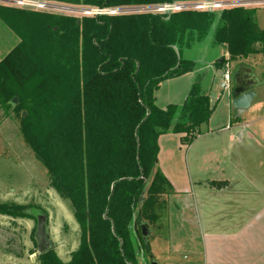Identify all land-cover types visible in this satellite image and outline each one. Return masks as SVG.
Instances as JSON below:
<instances>
[{"label":"trees","instance_id":"trees-1","mask_svg":"<svg viewBox=\"0 0 264 264\" xmlns=\"http://www.w3.org/2000/svg\"><path fill=\"white\" fill-rule=\"evenodd\" d=\"M86 8H137L201 0H45ZM0 7L19 38L0 60V108L9 99L27 113L21 133L47 171L49 187L67 201L79 229L78 247L62 262L53 250L39 264H152L139 226L158 219L167 193L157 169L159 136L190 145L213 107L197 73L180 105L159 108L161 82L197 72L194 48H219L230 61L260 49L264 31L255 10L181 11L83 16ZM187 54V55H186ZM11 102V101H10ZM15 203L0 215L29 217ZM106 214V218H104ZM36 219V218H35Z\"/></svg>","mask_w":264,"mask_h":264},{"label":"rangeland","instance_id":"rangeland-1","mask_svg":"<svg viewBox=\"0 0 264 264\" xmlns=\"http://www.w3.org/2000/svg\"><path fill=\"white\" fill-rule=\"evenodd\" d=\"M63 5L86 8L71 4ZM0 7L11 8L13 6L0 3ZM244 7L255 10L256 22L264 30V4ZM217 9L220 10L212 12L219 15L222 10L227 8ZM55 14L78 18L87 16L79 13L77 9L71 12H55ZM18 42L19 38L0 19V60L4 59ZM262 49L264 50V44ZM208 51L205 46H202V48L196 47L194 50L187 52L188 55H186L192 58L198 66L203 67L201 62L204 61L203 56ZM260 55L261 62L258 60V63H256V59L253 60L254 58L247 59L245 62L230 61L228 55L223 54L213 62L211 67L212 69H222V74L217 72L214 76L212 71L209 74L206 71L202 75V72H199V75H202V84L206 83L209 87L210 103L213 107L210 123L200 127V136L197 137L198 134L197 138L195 137L194 144L185 145L178 142L176 144L171 143L168 146L170 152V154L168 153L169 165L174 166L176 174H167L172 183L168 179L169 190L164 195L159 196L153 207L158 219L159 216H162L165 222L167 221L168 211L163 210L167 201H170L174 214L177 213L176 202H189L188 199H191L193 190L190 182L191 185L193 182L194 186L197 177L200 180L209 182L211 180H221L219 179L220 172L225 175L228 174L231 165L246 166L250 172L246 173V176L253 183H256L261 192L264 193V121L260 123L258 121L264 116V92L261 95L257 94L253 104L239 117H236V111L230 104L233 89L232 78L235 74L241 72V65H247L248 63L254 66L255 75L261 82L264 80V53L262 52ZM225 73L229 74L230 81L227 90L221 88ZM195 79L196 76L191 79V84ZM186 80L189 81L190 78L186 76L163 81L156 93L157 105L162 107L169 95H172L176 103L182 104L191 87H188ZM14 97L11 100L9 99L10 107L7 112L0 108V202L15 203L20 206L19 210L25 212L29 217H0V264H39L34 235L36 230L35 218L41 214L46 215V230L54 243L52 250L65 263L69 261L70 253L78 247V225L73 218L69 203L59 198L55 191L49 187L45 167L35 158L30 146L24 140L21 133V116L24 115L23 117L26 118L27 113L14 108L12 104ZM260 101H263V106L256 109ZM17 104H19L18 98L15 105ZM261 111L263 115L260 114ZM240 123L246 125L244 127L238 126ZM227 126H229V129L225 130ZM251 129H256L257 132L258 130L261 131L262 134H259L262 137L260 143L257 140L251 141L246 138L248 133H252L253 130ZM237 132H243V141L236 138ZM230 136L232 137L231 140L229 139ZM207 151H211L212 156L216 159L209 158L208 160V154L202 156ZM234 152H237V161L236 158H231V154ZM239 177L245 178V175L241 174ZM236 180L240 182L239 179ZM175 184L177 187L181 186L186 190L185 197L179 194L181 196L179 198L177 191L174 189ZM257 200L253 208L240 205V212L248 214L251 211L257 212V209L261 206L264 207V196H257ZM227 210L228 213L233 212L232 208ZM186 213H189V211L187 210ZM157 220L150 222L149 226L155 231L163 230V225L157 223Z\"/></svg>","mask_w":264,"mask_h":264},{"label":"crops","instance_id":"crops-1","mask_svg":"<svg viewBox=\"0 0 264 264\" xmlns=\"http://www.w3.org/2000/svg\"><path fill=\"white\" fill-rule=\"evenodd\" d=\"M249 1H256L258 5L264 4V0ZM259 29L261 28L259 27ZM261 30L264 31L263 29ZM263 44L256 45V48L260 49L261 52L238 60V62H245V60L251 58H254L253 60L256 59V63H258V60L261 62L259 56H261L262 52L264 53L262 49ZM207 49L209 51L205 52L203 56L204 61L201 62L203 67L200 66L197 72L188 73L174 79L188 76L190 80H186V82L189 85L188 87H190L192 85L191 79L199 72L205 73L207 71L206 73L209 74L212 71L214 76L217 72L222 74V69H212L211 67L214 61L226 53L219 48ZM240 67L241 72L235 74L232 78L233 84L236 79L242 87L251 86L255 91L254 99H256L257 94L261 95L264 92V80L261 82L257 75H255L254 66L247 63V65H241ZM203 86L207 89L209 95L208 85L205 83ZM156 93L155 103L157 102ZM260 102L257 104L256 109L263 106V101ZM169 104L180 105L175 102L172 95L167 96V101L162 107H159L156 103L159 108H165ZM260 114L263 115L264 113L262 114L261 111ZM258 121L259 123L264 121V116ZM208 123L210 122L208 121ZM245 125L243 123L238 124V126L242 127ZM251 130H253L252 133H248L246 138L251 141L257 140L260 143L262 137L259 134L261 131L258 130L257 132L255 131L256 129ZM199 136L200 134L197 137ZM236 136L239 141L244 140L243 132H237ZM229 139L231 140L232 137L230 136ZM178 142L181 144L180 135L172 133L161 135L157 140L159 146L157 169L164 175L167 182L168 179L171 182V179L167 176L168 173L176 174L174 166L171 167L169 165L168 158L170 152L168 146L171 143L176 144ZM194 143L192 142V144ZM206 154H208V160L209 158L216 159L212 156L211 151L205 152L202 156ZM236 154L237 152L232 153L231 158H236L237 161ZM211 161L214 162L213 160ZM228 171L226 175L220 172L219 179L221 180H211L209 182L207 180H200L197 177V182L196 184L194 183V186L193 182L191 185L189 181L190 186L193 187L191 199H188L189 202H176V214L172 211L173 208L170 201L166 202L163 210L168 211L167 221L165 222L162 216H159L157 220V223L163 225V230L159 229L155 231L149 226L150 234L147 244L152 254V262L156 264H264V207L261 206L257 209V212L251 211L248 214L241 213L239 210L240 205L253 208L256 205L254 203L258 201L257 196H264V193L261 192L256 183H253L246 176V173H250L246 166L231 165ZM241 174L245 175V178H240L239 175ZM236 179H239L240 182ZM174 189L178 195L182 194L185 197L186 190L184 188H181V186L177 187L175 184ZM238 196L241 197L239 198ZM228 208H232L233 212L228 213ZM187 210L189 213H186ZM0 217L4 216L0 215Z\"/></svg>","mask_w":264,"mask_h":264},{"label":"built area","instance_id":"built-area-1","mask_svg":"<svg viewBox=\"0 0 264 264\" xmlns=\"http://www.w3.org/2000/svg\"><path fill=\"white\" fill-rule=\"evenodd\" d=\"M201 1H187V2L174 1L172 3H165L161 5H154L148 7H137V8H74L63 4L48 2L45 0H0V3L7 4L9 6H13L14 8H18V9L52 13V14H55V12H71L77 9L79 13L90 17L101 16V15L113 16L119 14L146 13V12L152 14H159V15H170L172 13L189 11V10L212 12V11L220 10L217 8L223 9V8H231L236 6H250V5L258 4L256 1H249V0H245V1L203 0L202 2ZM229 82H230L229 74L225 73L223 75V82L221 84V88L227 90L229 88ZM225 129H229V126H227Z\"/></svg>","mask_w":264,"mask_h":264},{"label":"water","instance_id":"water-1","mask_svg":"<svg viewBox=\"0 0 264 264\" xmlns=\"http://www.w3.org/2000/svg\"><path fill=\"white\" fill-rule=\"evenodd\" d=\"M76 23H79V18L76 19ZM255 97L254 89L249 87H242L236 79L234 80V85L231 93V101L230 104L233 109L236 111V117H239L245 110H247ZM17 103V98L14 97L12 99V104L15 105ZM106 218V214L103 216ZM46 215L41 214L36 216V230H35V242H36V251L38 255L47 253L52 250L54 247V243L51 240L49 233L46 230ZM140 234L142 240L145 244H147V239L150 234L149 225L147 223H141L139 226ZM152 258V256H151ZM152 264H156L152 262Z\"/></svg>","mask_w":264,"mask_h":264},{"label":"flooded vegetation","instance_id":"flooded-vegetation-1","mask_svg":"<svg viewBox=\"0 0 264 264\" xmlns=\"http://www.w3.org/2000/svg\"><path fill=\"white\" fill-rule=\"evenodd\" d=\"M234 85V84H233Z\"/></svg>","mask_w":264,"mask_h":264}]
</instances>
